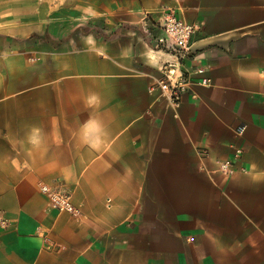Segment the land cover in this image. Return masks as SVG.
Here are the masks:
<instances>
[{"label": "crops", "instance_id": "1", "mask_svg": "<svg viewBox=\"0 0 264 264\" xmlns=\"http://www.w3.org/2000/svg\"><path fill=\"white\" fill-rule=\"evenodd\" d=\"M72 1L116 36L56 27L55 7L30 40L0 36V264H264V0ZM170 8L195 27L176 108L156 87Z\"/></svg>", "mask_w": 264, "mask_h": 264}, {"label": "built area", "instance_id": "2", "mask_svg": "<svg viewBox=\"0 0 264 264\" xmlns=\"http://www.w3.org/2000/svg\"><path fill=\"white\" fill-rule=\"evenodd\" d=\"M154 25L159 29L160 34L154 39V49L166 53L168 59L163 62L160 67L161 78L157 80L156 87L160 90L161 95L166 99L168 104L174 108L178 107L181 102L182 94L189 88L191 82L190 72L184 69V62L190 58L192 52L191 38L195 31V27L186 22L181 17H176L173 9L162 11L158 15V21ZM197 74H201L203 69L197 67L193 70ZM209 80L202 78L201 84H208ZM245 130L242 125L237 129V133L241 134ZM199 155L206 156L207 150L201 149L197 151ZM240 150L235 149L234 157H239ZM218 168L223 173L231 172V161L216 160ZM41 190L47 195L49 204L57 210V212H66L75 214L76 209L72 203L71 192L62 185L48 187L40 184ZM0 226L6 228L7 220L0 216Z\"/></svg>", "mask_w": 264, "mask_h": 264}, {"label": "rangeland", "instance_id": "3", "mask_svg": "<svg viewBox=\"0 0 264 264\" xmlns=\"http://www.w3.org/2000/svg\"><path fill=\"white\" fill-rule=\"evenodd\" d=\"M74 2L75 1L72 0H0V31L8 32L5 35L0 34V36L4 38V45L9 47L10 44L8 43V40L14 38L21 39L22 42L30 40L31 38H27V35L30 31L36 30L37 22H39L38 18L46 14H51L53 7H55L59 13V20H57L56 27H61L62 25L67 24V22H73L79 25L78 27L80 28V31L78 32H71L73 34L90 31L97 38H100L101 36L113 38L116 36L118 32L117 30H113L108 34L103 33L101 29V20H98L97 18L86 19L76 17L69 20L68 16L71 13H80V7H82L83 4L82 2L80 4H75ZM123 27L126 26L123 25ZM67 33L68 32L60 33L63 35L62 37L60 36V39L65 40ZM32 38L36 42L38 37L33 36ZM52 39V36L45 34L41 36V41H38L37 44L48 47ZM37 44H33L28 48L27 42H25L23 47L21 46L23 50H31L29 52L31 56L28 57V60L31 62H34L37 57L36 50H39V47H36Z\"/></svg>", "mask_w": 264, "mask_h": 264}]
</instances>
